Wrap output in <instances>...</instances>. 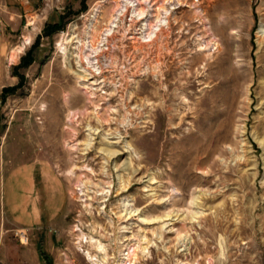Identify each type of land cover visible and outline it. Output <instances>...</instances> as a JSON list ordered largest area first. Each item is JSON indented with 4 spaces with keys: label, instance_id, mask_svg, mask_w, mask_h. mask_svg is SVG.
Masks as SVG:
<instances>
[{
    "label": "rangeland",
    "instance_id": "374dc122",
    "mask_svg": "<svg viewBox=\"0 0 264 264\" xmlns=\"http://www.w3.org/2000/svg\"><path fill=\"white\" fill-rule=\"evenodd\" d=\"M20 13L27 37L0 51V264H264V0H33ZM86 58L98 72L80 83ZM90 127L127 153L86 146ZM27 161L25 223L7 173Z\"/></svg>",
    "mask_w": 264,
    "mask_h": 264
},
{
    "label": "crops",
    "instance_id": "0c3cea01",
    "mask_svg": "<svg viewBox=\"0 0 264 264\" xmlns=\"http://www.w3.org/2000/svg\"><path fill=\"white\" fill-rule=\"evenodd\" d=\"M33 0H0V51L4 50L14 43L15 35H10L16 31H22L21 34L26 38V32L29 30V22H23L21 10L26 9L31 5ZM49 21L44 23V26ZM35 166L33 161H27L24 163L14 165L10 171H8V179L12 184V188H18L21 193L22 203L18 209H12L10 212L12 218L21 222L28 223L33 218V214L30 211V200L32 194L35 191ZM12 206V205H11ZM24 207V209H22Z\"/></svg>",
    "mask_w": 264,
    "mask_h": 264
},
{
    "label": "bare ground",
    "instance_id": "6f19581e",
    "mask_svg": "<svg viewBox=\"0 0 264 264\" xmlns=\"http://www.w3.org/2000/svg\"><path fill=\"white\" fill-rule=\"evenodd\" d=\"M133 3L131 2L130 5H132ZM133 7V13L136 12V9L135 7L132 5ZM130 11V9L128 10L127 9V13ZM116 20V18H115ZM166 21L169 23L170 21V18H168L167 20L164 21V23H166ZM115 21L113 23V26L110 27V30H109V33H111L113 30H115ZM162 24V22H161ZM167 25V24H166ZM167 27V26H166ZM117 29V28H116ZM168 29V28H167ZM164 30L161 29L160 32H163ZM157 35L155 32L150 34V36L148 37L149 39H152L153 36ZM148 38H143V41L147 40ZM85 62L87 63V67L88 68H82L80 69L78 72L80 74V78H79V82L80 83H88L89 82V79L92 80V77L90 78V76H92V74L90 73V70L89 68L91 69H95L96 72H98L97 68H98V65H95L94 62L89 59V58H86ZM94 78V77H93ZM90 80V81H91ZM93 81V80H92ZM93 87H97L96 83H92L91 84ZM99 123V122H98ZM100 126V125H99ZM102 129V128H101ZM87 134V139H88V144L86 146L90 147V145H92L91 143H93V145H95L98 149V154L101 155V156H105L109 159H118L121 155V150L122 152H125L127 153L126 151L128 150V147H124L122 148L121 150H119V145H118V142H113L114 139H117L119 140V137H112L113 134H109L107 132L104 131V129L102 130H97V131H93L91 130V127L86 131ZM118 136V135H117ZM127 165V164H125ZM124 165V166H125ZM116 167L118 168V165H116ZM120 167V166H119ZM121 168V167H120ZM130 204H127L124 203V208L125 209H129V206ZM132 206V205H131ZM127 211V210H126ZM129 211V210H128ZM131 211V210H130ZM137 211V210H136ZM135 211V212H136ZM138 215V214H137ZM147 220V219H146ZM146 220H140V223H144V224H149L150 222L148 221V223L146 222ZM154 222V221H153ZM155 223V222H154ZM85 241L86 240V244H90L92 245L96 252H98L101 256H106L107 255V250H106V246L102 244L101 241L97 240V239H93V238H90V239H87V238H83ZM82 241V243H84ZM143 249V248H142ZM140 249V251L142 250ZM144 252L146 251V249L143 250ZM84 256H86L88 258V261L91 263V264H99L98 262V259L97 258H94V256H92V254L90 252L88 253H84ZM125 256V255H123ZM122 262L124 264H132L131 262H129L127 260V258H122Z\"/></svg>",
    "mask_w": 264,
    "mask_h": 264
},
{
    "label": "trees",
    "instance_id": "16d2710c",
    "mask_svg": "<svg viewBox=\"0 0 264 264\" xmlns=\"http://www.w3.org/2000/svg\"><path fill=\"white\" fill-rule=\"evenodd\" d=\"M59 29H60L59 25L58 26L57 25L56 26H52V25L47 24L46 29H45V35L50 36L55 31H57V30L59 31ZM34 61H35V59L32 56L27 55L26 58L23 59L22 66L23 67H28L31 64H33ZM12 91H14L13 88H7V90L6 89L4 90L5 93H9V92H12Z\"/></svg>",
    "mask_w": 264,
    "mask_h": 264
}]
</instances>
